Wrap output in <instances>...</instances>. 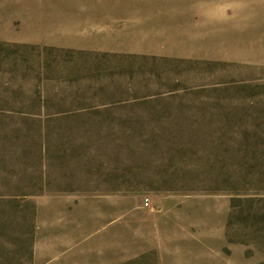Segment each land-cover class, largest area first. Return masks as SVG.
<instances>
[{
    "label": "rangeland",
    "instance_id": "374dc122",
    "mask_svg": "<svg viewBox=\"0 0 264 264\" xmlns=\"http://www.w3.org/2000/svg\"><path fill=\"white\" fill-rule=\"evenodd\" d=\"M0 264H264V0H0Z\"/></svg>",
    "mask_w": 264,
    "mask_h": 264
},
{
    "label": "built area",
    "instance_id": "2783aa9c",
    "mask_svg": "<svg viewBox=\"0 0 264 264\" xmlns=\"http://www.w3.org/2000/svg\"><path fill=\"white\" fill-rule=\"evenodd\" d=\"M143 205H145V206L149 205V199L148 198H145L143 200Z\"/></svg>",
    "mask_w": 264,
    "mask_h": 264
}]
</instances>
